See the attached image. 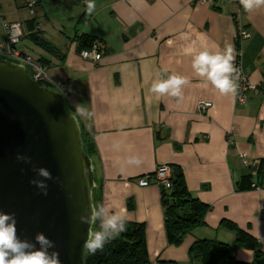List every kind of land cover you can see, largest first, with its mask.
I'll use <instances>...</instances> for the list:
<instances>
[{
  "label": "crops",
  "instance_id": "1",
  "mask_svg": "<svg viewBox=\"0 0 264 264\" xmlns=\"http://www.w3.org/2000/svg\"><path fill=\"white\" fill-rule=\"evenodd\" d=\"M95 4L89 15L84 0H0V45L5 43L3 25L20 24L16 49L45 62L47 71L60 68L55 72L60 81L49 77L69 89L70 109L94 134L100 205L122 212L126 223L144 226L151 264H189V249L201 240L233 244L235 235L222 229V221L247 232L264 253V6L246 12L240 0ZM57 8L68 10V30L54 20ZM33 20L38 30L30 27ZM239 28L250 34L240 43ZM33 33L58 56L36 46ZM84 33L103 46L98 65L82 60L71 43ZM229 44L242 52L243 73L255 87L244 104L220 94L192 69L199 51L215 53ZM158 73L188 78L182 98L151 91ZM200 102L211 107L201 111ZM79 104L94 114L91 119L80 116ZM132 157L140 164H129ZM159 166L179 167L190 196L209 208L205 225L187 234L179 247L167 241L160 187L154 181L138 185ZM247 175L254 176L262 191H238ZM235 257L252 264L254 253L239 250Z\"/></svg>",
  "mask_w": 264,
  "mask_h": 264
},
{
  "label": "water",
  "instance_id": "2",
  "mask_svg": "<svg viewBox=\"0 0 264 264\" xmlns=\"http://www.w3.org/2000/svg\"><path fill=\"white\" fill-rule=\"evenodd\" d=\"M80 119L56 89L40 86L26 68L0 58V212L14 214L17 236L35 243L43 233L61 264H84L85 241L95 221L98 178L85 153ZM17 154L31 158L17 161ZM47 169V195L29 182ZM43 179V178H40ZM39 245H37L38 249Z\"/></svg>",
  "mask_w": 264,
  "mask_h": 264
},
{
  "label": "trees",
  "instance_id": "3",
  "mask_svg": "<svg viewBox=\"0 0 264 264\" xmlns=\"http://www.w3.org/2000/svg\"><path fill=\"white\" fill-rule=\"evenodd\" d=\"M34 21L30 22L32 29L36 28ZM30 39L39 48L53 56H58L54 47L40 37L39 33H33ZM70 40L71 43L76 44L78 54L84 49H90L97 41L95 37L88 35L76 36ZM41 63L45 65V62ZM45 66L47 67V65ZM67 109L73 113L72 109L68 107ZM80 126L84 151L94 160L96 154L94 134L82 122ZM262 165L263 162L260 163V172ZM253 178V175L242 177L238 184V191H255L256 187L262 188L261 184L254 181ZM160 190L162 205L165 209L167 241L170 245L179 247L187 234L205 225V216L209 208L190 196L183 172L179 167L171 169L170 187L168 189L160 188ZM95 201L96 208H98L100 206L99 190L96 191ZM220 226L235 235L234 243L225 244L215 240L197 241L189 249V264H246L236 260L235 253L239 250H248L254 253L252 264H264V253L255 248L254 240L247 232L227 221H222ZM94 227L99 228V221H95ZM84 264H151L146 249L144 226L125 222V231L107 243L102 250L95 254H90L88 249L86 250ZM160 264L177 263L160 262Z\"/></svg>",
  "mask_w": 264,
  "mask_h": 264
},
{
  "label": "clouds",
  "instance_id": "4",
  "mask_svg": "<svg viewBox=\"0 0 264 264\" xmlns=\"http://www.w3.org/2000/svg\"><path fill=\"white\" fill-rule=\"evenodd\" d=\"M86 11L90 15L96 8L95 0H84ZM240 4L246 12L264 6V0H240ZM18 28V26H17ZM193 51V50H189ZM234 46L229 44L222 51L215 53L205 48L193 56L192 69L202 77L208 84L215 88L222 95H231L236 98L238 85L233 79L237 69ZM87 55V53H85ZM157 80L152 84L151 91L160 96L182 98V89L189 83L188 78L180 75H168L164 78L159 73ZM77 111L85 119H91L93 113L82 104L77 105ZM16 160L24 164H30L31 158L17 154ZM129 164L139 165L138 157H132ZM36 179L30 180V184L40 190V193L47 195V184L45 181L53 180L51 173L44 168H35ZM43 178V179H40ZM79 220L83 224L89 221H99V231L91 234L85 241L90 254L102 250L111 240L118 237L125 231V220L121 213H112L103 205L96 208L90 216L82 215ZM16 219L14 214L0 212V264H61L60 254L57 251H50L55 248V243L49 240L43 233H38L35 243L21 240L17 236ZM37 245H39L37 249Z\"/></svg>",
  "mask_w": 264,
  "mask_h": 264
},
{
  "label": "built area",
  "instance_id": "5",
  "mask_svg": "<svg viewBox=\"0 0 264 264\" xmlns=\"http://www.w3.org/2000/svg\"><path fill=\"white\" fill-rule=\"evenodd\" d=\"M206 2H210V0H202ZM35 3L29 5V8L32 9ZM34 13V12H33ZM35 19V18H34ZM18 26V28H17ZM40 25L37 23L38 30ZM4 35H5V43L0 45V58L10 61L14 64L22 65L26 68L29 76L33 81L42 86H52L54 89L58 90L62 97L69 101V89L60 83H56L53 79L48 76L47 67L43 65L39 60L32 58L29 55H25L20 53L16 46L21 40L22 32L20 24H4L3 25ZM250 38V34L246 31H243L239 28V32L237 33L236 40L240 43L244 40ZM87 53V55H85ZM103 49L97 44H93L90 49L82 50L78 55L82 60L90 61L94 65H98L103 59ZM234 64L237 69L236 73L233 75V79L238 85V95L236 96V103L244 104L248 97L249 92L254 91L255 87H252L245 74L242 70V52L240 50H236L235 53ZM211 107L210 103L200 102L199 108L201 111H206ZM244 161V165L248 166L247 159L245 155L241 156ZM170 177H171V168L169 166H159L156 168V171L153 177H145L138 181V185L140 187H146L150 184L151 181H154L160 188L168 189L170 187ZM255 191H262V188L256 187Z\"/></svg>",
  "mask_w": 264,
  "mask_h": 264
},
{
  "label": "rangeland",
  "instance_id": "6",
  "mask_svg": "<svg viewBox=\"0 0 264 264\" xmlns=\"http://www.w3.org/2000/svg\"><path fill=\"white\" fill-rule=\"evenodd\" d=\"M74 3H76V2H72V4H74ZM68 10H66L65 8H57L56 9V11H55V13H54V15H55V17H54V20L58 23V25L60 26V27H64V29L65 30H68V28H70V26L68 25V20H66V16H67V12ZM78 20V19H77ZM77 20L76 21H74V23L73 24H76L77 23ZM81 20V19H80ZM84 35H85V33H84ZM99 46H101V47H103L101 44H98ZM33 58V57H32ZM37 60V59H36ZM60 68H57V67H53V69H50V71H48V76H50V77H52V78H55V79H57V80H61V79H58V78H60L59 76H56L55 75V72L56 73H59L58 72V70H59ZM54 73V74H53ZM53 74V75H52ZM54 76V77H53ZM50 87V89L51 88H53L52 86H49ZM54 89V88H53ZM65 101H66V105H67V107L70 109V103L65 99ZM157 185V184H156ZM158 186V185H157ZM99 189V187L97 188V190ZM100 229L99 228H96V227H94L93 228V231H92V233H94V232H96V231H99Z\"/></svg>",
  "mask_w": 264,
  "mask_h": 264
}]
</instances>
